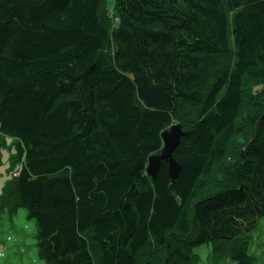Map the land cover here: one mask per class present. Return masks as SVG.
<instances>
[{
    "label": "trees",
    "instance_id": "obj_1",
    "mask_svg": "<svg viewBox=\"0 0 264 264\" xmlns=\"http://www.w3.org/2000/svg\"><path fill=\"white\" fill-rule=\"evenodd\" d=\"M104 1L0 0V216L44 264H257L264 0ZM174 124L179 177L152 180Z\"/></svg>",
    "mask_w": 264,
    "mask_h": 264
},
{
    "label": "rangeland",
    "instance_id": "obj_2",
    "mask_svg": "<svg viewBox=\"0 0 264 264\" xmlns=\"http://www.w3.org/2000/svg\"><path fill=\"white\" fill-rule=\"evenodd\" d=\"M115 0H106L101 6V13L107 11L112 19L111 23H117L114 12ZM231 43V38L229 39ZM232 45V44H231ZM12 142L11 140H9ZM15 150H4L2 152V165L0 167V190L6 180V169L10 165V157ZM36 223L27 218L24 209H19L12 222L5 215L0 216V264H44L39 259L37 241L34 239ZM250 240L249 253L253 255L257 264H264V216L258 220L257 227L249 233L244 234ZM200 258V264H211L207 261L211 254L209 245L194 249ZM219 264H234L230 259L223 260Z\"/></svg>",
    "mask_w": 264,
    "mask_h": 264
},
{
    "label": "water",
    "instance_id": "obj_3",
    "mask_svg": "<svg viewBox=\"0 0 264 264\" xmlns=\"http://www.w3.org/2000/svg\"><path fill=\"white\" fill-rule=\"evenodd\" d=\"M182 137L183 132L178 124H174L161 135L163 148L160 154L150 157L147 161L146 175L151 177L152 180L158 175L163 162L168 165V174L172 183L178 179L181 166L173 158V153L179 146Z\"/></svg>",
    "mask_w": 264,
    "mask_h": 264
},
{
    "label": "crops",
    "instance_id": "obj_4",
    "mask_svg": "<svg viewBox=\"0 0 264 264\" xmlns=\"http://www.w3.org/2000/svg\"><path fill=\"white\" fill-rule=\"evenodd\" d=\"M6 177H7V175H6ZM4 184V183H3ZM3 186V185H2ZM2 186H1V188H2ZM1 191V190H0ZM19 211V210H18ZM1 244V243H0ZM0 247H1V245H0Z\"/></svg>",
    "mask_w": 264,
    "mask_h": 264
},
{
    "label": "built area",
    "instance_id": "obj_5",
    "mask_svg": "<svg viewBox=\"0 0 264 264\" xmlns=\"http://www.w3.org/2000/svg\"><path fill=\"white\" fill-rule=\"evenodd\" d=\"M116 21L118 22V19H116Z\"/></svg>",
    "mask_w": 264,
    "mask_h": 264
},
{
    "label": "clouds",
    "instance_id": "obj_6",
    "mask_svg": "<svg viewBox=\"0 0 264 264\" xmlns=\"http://www.w3.org/2000/svg\"><path fill=\"white\" fill-rule=\"evenodd\" d=\"M17 175V174H16Z\"/></svg>",
    "mask_w": 264,
    "mask_h": 264
}]
</instances>
